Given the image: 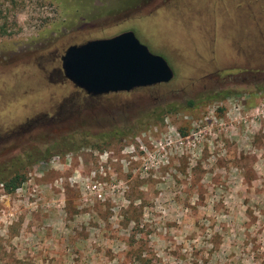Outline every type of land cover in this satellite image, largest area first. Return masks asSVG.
I'll return each instance as SVG.
<instances>
[{"label":"rangeland","instance_id":"obj_1","mask_svg":"<svg viewBox=\"0 0 264 264\" xmlns=\"http://www.w3.org/2000/svg\"><path fill=\"white\" fill-rule=\"evenodd\" d=\"M124 30L170 81L85 103L18 61ZM68 94L0 147V264H264V0H0V128Z\"/></svg>","mask_w":264,"mask_h":264},{"label":"water","instance_id":"obj_2","mask_svg":"<svg viewBox=\"0 0 264 264\" xmlns=\"http://www.w3.org/2000/svg\"><path fill=\"white\" fill-rule=\"evenodd\" d=\"M63 77L87 95L129 92L166 83L173 71L131 30L68 45L60 55Z\"/></svg>","mask_w":264,"mask_h":264},{"label":"flooded vegetation","instance_id":"obj_3","mask_svg":"<svg viewBox=\"0 0 264 264\" xmlns=\"http://www.w3.org/2000/svg\"><path fill=\"white\" fill-rule=\"evenodd\" d=\"M29 55L31 57L32 54L30 53ZM29 55L23 54V56L18 60L19 64L27 65L28 63H30L32 66H34L35 64V66H37V70L40 71V73H43L46 80L50 83L57 84L58 81H65L71 84L62 75L60 69L61 54L57 55L53 52H50L49 56H34L31 59L29 58ZM28 60H30V62ZM80 94L82 95V100L85 101V103H88V101L94 100L95 98L100 96L87 95L84 92H80ZM73 95L74 94H68V96H66L60 102L57 100V98H54L50 100V104L48 105L46 110L32 111L29 115L24 116L22 121L11 124L4 128H0V147H7L6 151L8 152L9 150H14V148H16V146L19 145L20 142H22L25 135L30 134L33 130L39 128L42 124L53 125L58 121L71 117L74 107ZM1 156L2 155L0 154V159ZM12 159L15 158L12 157ZM17 161L19 160L17 159ZM17 163L19 162H12L10 164L12 166H16ZM5 166H9L7 161L2 163V167ZM1 179L3 178L0 177V180Z\"/></svg>","mask_w":264,"mask_h":264},{"label":"trees","instance_id":"obj_4","mask_svg":"<svg viewBox=\"0 0 264 264\" xmlns=\"http://www.w3.org/2000/svg\"><path fill=\"white\" fill-rule=\"evenodd\" d=\"M229 93L224 92L222 94H214L212 96H210V98H220V97H225L227 96ZM189 106H192L193 103L191 101L188 102ZM181 136L186 135V132L180 131L179 132ZM12 174L9 175L8 177H5L4 175H1V179L0 180V185L2 187V189L5 192H11L13 191L24 179V176L21 172L17 171V170H12L11 171Z\"/></svg>","mask_w":264,"mask_h":264},{"label":"crops","instance_id":"obj_5","mask_svg":"<svg viewBox=\"0 0 264 264\" xmlns=\"http://www.w3.org/2000/svg\"><path fill=\"white\" fill-rule=\"evenodd\" d=\"M258 7H259V4H258ZM233 19H234L233 16H231V20H232V21H233Z\"/></svg>","mask_w":264,"mask_h":264}]
</instances>
